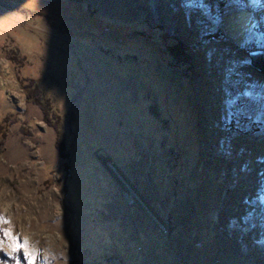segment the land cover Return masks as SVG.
I'll return each mask as SVG.
<instances>
[{
	"label": "rangeland",
	"instance_id": "obj_1",
	"mask_svg": "<svg viewBox=\"0 0 264 264\" xmlns=\"http://www.w3.org/2000/svg\"><path fill=\"white\" fill-rule=\"evenodd\" d=\"M257 50L264 0H0V264H264Z\"/></svg>",
	"mask_w": 264,
	"mask_h": 264
},
{
	"label": "bare ground",
	"instance_id": "obj_2",
	"mask_svg": "<svg viewBox=\"0 0 264 264\" xmlns=\"http://www.w3.org/2000/svg\"><path fill=\"white\" fill-rule=\"evenodd\" d=\"M253 17L246 10H241V12L239 14H237L236 18H234L233 20H230V27L232 30V34L234 35V37L236 38V41L238 42V44L240 46H245L253 38L252 34L248 35V33H250L248 31H252V27H253L252 23L254 20ZM237 53L238 52L236 50L231 54L238 55ZM248 74H249V72H248ZM253 144H254V142H253ZM253 146H254L253 149H256L257 145L254 144Z\"/></svg>",
	"mask_w": 264,
	"mask_h": 264
},
{
	"label": "trees",
	"instance_id": "obj_3",
	"mask_svg": "<svg viewBox=\"0 0 264 264\" xmlns=\"http://www.w3.org/2000/svg\"><path fill=\"white\" fill-rule=\"evenodd\" d=\"M174 47L175 48H181V43H175V45H174ZM34 83V87H35V89L36 90H39V86H38V84L36 83V82H33ZM36 101V103H38L43 109H44V111H45V109H46V107H45V105L43 104V102L40 100V99H36L35 100ZM48 111V110H47ZM46 112V111H45ZM46 114H47V112H46ZM64 141H58L57 142V147H58V149L60 150V157L62 158V159H67L68 158V154L64 151ZM62 153V154H61ZM0 257H1V259H6V257L4 256V255H2L1 253H0Z\"/></svg>",
	"mask_w": 264,
	"mask_h": 264
},
{
	"label": "water",
	"instance_id": "obj_4",
	"mask_svg": "<svg viewBox=\"0 0 264 264\" xmlns=\"http://www.w3.org/2000/svg\"><path fill=\"white\" fill-rule=\"evenodd\" d=\"M262 52L257 50V51H252L250 52V59H251V64L254 66L258 71H264V62L262 59Z\"/></svg>",
	"mask_w": 264,
	"mask_h": 264
}]
</instances>
